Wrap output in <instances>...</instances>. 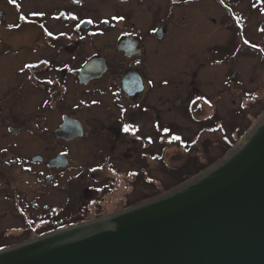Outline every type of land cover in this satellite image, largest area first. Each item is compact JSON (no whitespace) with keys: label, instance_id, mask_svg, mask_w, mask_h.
<instances>
[{"label":"rangeland","instance_id":"obj_1","mask_svg":"<svg viewBox=\"0 0 264 264\" xmlns=\"http://www.w3.org/2000/svg\"><path fill=\"white\" fill-rule=\"evenodd\" d=\"M144 7L147 11L141 14ZM88 10L94 17L102 16L114 23L116 17L122 21L118 25L124 27L131 26L132 19L140 26H146L153 20L149 11L154 10L156 22L166 14L175 32L180 35L186 33L187 40L180 36L175 45L171 43L168 51L163 52V64L168 67L171 78L170 108L166 113H160L159 119L160 122L169 121L171 134L184 142L200 139L194 145L195 148L169 144L164 150L156 141L150 147L152 152L144 151L148 146L142 143L115 144L108 150L105 146H95V138L55 147L58 140L54 127L50 131L44 126L35 125L18 138L26 156L24 177L21 174L22 167L14 162H18L14 158V150L11 148L8 153L12 161L7 169L10 171L8 179L12 184H5V195L0 194V247L21 243L28 240L29 236H38L29 228L30 233L17 236L22 232L23 217H28L32 212L31 206L40 211L56 207L64 211L63 215L73 213V217L80 216L81 210L89 204L93 211L97 207L101 208L99 215L90 210L89 217L77 220L81 222L115 213L164 194L177 187L184 176L192 174L193 168L203 166V172L231 149L223 150L219 145L222 131L208 133L212 125L221 123L227 127L232 119V124L239 121L249 128L264 112V0H147L134 6L119 0H92ZM125 15L130 20L123 22ZM211 41L217 44L215 48L209 45ZM212 50L216 63L204 59ZM195 61L203 64L201 95L191 105L189 102L193 97H186V103L182 104L178 94L184 91L181 80L186 76L187 85L190 84L196 70ZM232 73L237 74L234 80L231 79ZM27 117L34 119L33 115ZM141 123L144 125V134L154 130L152 120ZM225 129L231 138L228 127ZM96 133L100 134L101 131ZM10 138L12 143L14 139ZM3 140L0 137V144ZM100 148L104 149L98 150ZM64 150L66 152L62 153H67L72 160V169H77L78 163L90 162L87 167H92L97 175L84 180L76 178L73 171H68L59 183L47 184L45 177L50 174L49 170L45 169V165H35L31 158L37 155L50 158ZM102 160L111 165L105 167ZM188 161L189 167L183 169ZM20 164L24 165V161ZM111 167L122 175H115ZM84 169L87 170L86 167ZM107 185L112 187L110 194L102 189ZM40 186L42 188L39 190ZM15 188L21 190L25 203L17 198ZM90 201H93L92 205ZM36 227L33 225V229Z\"/></svg>","mask_w":264,"mask_h":264},{"label":"flooded vegetation","instance_id":"obj_2","mask_svg":"<svg viewBox=\"0 0 264 264\" xmlns=\"http://www.w3.org/2000/svg\"><path fill=\"white\" fill-rule=\"evenodd\" d=\"M33 1L14 0L9 3V0H0V137L5 139L0 144L2 195H5V184H12L8 179L10 171L7 169L12 162L8 153L11 148L14 150V158L18 160L14 162L22 167L21 174L24 177L26 156L18 138L35 125L49 130L54 127L56 136V131L66 121L73 123L71 120H78L82 124L85 132L83 137L66 140L56 136L58 142L54 144L55 147L93 138L96 140L95 146H105L108 150L115 144L142 143L148 146L144 151L152 152L150 147L156 141L165 145L170 136L171 123L165 120L160 122L159 114L166 113L170 108L171 78L162 56L171 43L175 45L180 40V36L186 39V33L180 35L174 31L166 14L156 22L154 10L149 11L153 20L146 26H140L132 19L133 24L124 27L118 25L122 21L116 17L114 21L117 24L102 16L94 17L88 10L92 0ZM119 1L132 3L133 6L140 5L141 1L147 2ZM146 11L144 7L141 14ZM89 20L92 23H87ZM128 20L125 15L123 22ZM117 28L121 30L117 31ZM209 45L212 48L217 46L212 41ZM212 52L204 59L216 63ZM90 62L93 64L87 68ZM198 62H194L196 70L190 84L187 85L186 76L181 80L184 91L178 94L182 104L186 103V97H193L189 102L191 105L201 95L203 64ZM84 70L92 74L82 79L80 76ZM27 115H33L34 119ZM151 120L154 130L144 134L141 122L149 123ZM126 126L127 132L124 131ZM88 128L94 130L89 131ZM97 131L101 133L97 134ZM10 137L14 139L12 143ZM66 150L54 157L43 156V162L35 163L45 165V169L49 170L50 174L45 177L47 184L59 183L68 171H73L76 178L84 180L97 175L92 167H87L90 162L78 163L77 169H72V160L67 153H62ZM62 154L67 157L68 165L51 168L49 162ZM22 161L24 165L20 164ZM110 165L107 162L104 164L105 167ZM111 169L115 175H122L114 167ZM102 189L110 194L112 187L107 185ZM15 190L17 198L25 203L21 190ZM31 207L32 212L28 217H23L22 232L17 236L24 234L27 223L36 224L43 216L47 219L54 216L57 223L71 220L56 207L44 211ZM81 212L80 216L71 217L85 218L88 214L87 205Z\"/></svg>","mask_w":264,"mask_h":264},{"label":"water","instance_id":"obj_3","mask_svg":"<svg viewBox=\"0 0 264 264\" xmlns=\"http://www.w3.org/2000/svg\"><path fill=\"white\" fill-rule=\"evenodd\" d=\"M71 122L58 138L84 136ZM0 264H264V112L207 170L126 209L3 247Z\"/></svg>","mask_w":264,"mask_h":264},{"label":"trees","instance_id":"obj_4","mask_svg":"<svg viewBox=\"0 0 264 264\" xmlns=\"http://www.w3.org/2000/svg\"><path fill=\"white\" fill-rule=\"evenodd\" d=\"M249 104V103H248ZM247 104V106H248ZM251 104V103H250ZM247 106H244L247 107ZM240 124V125H239ZM244 123H240L239 121H235V123H233L232 125V128H233V132L231 130H229V133L231 135V138L228 137L227 133H226V129L222 126H220V124H215V125H212L209 130L210 132H208L209 134H215V133H219L220 131L221 132V138L219 140V145L221 146V148H223V150L225 149H230L236 142L237 140L244 134V132H246V130L248 129L247 126H244L242 125ZM231 128V129H232ZM176 137V136H175ZM200 139L199 138H196L194 139L193 141L191 142H184L181 138H179L178 140H175V139H170V142L169 144L173 145V146H176V147H181V148H187L189 145L190 147H194V145H197L198 143V140ZM217 140V139H216ZM173 141V142H172ZM172 142V143H171ZM195 148V147H194ZM191 150V149H190ZM193 150V149H192ZM226 152V151H225ZM189 163L190 161H188L186 164L183 165V169H187L189 167ZM205 167V166H204ZM202 170H204L203 166L200 167V166H197L196 168H193V173L190 174V175H187V176H184L182 179H180L179 181V184H181L182 182L186 181L187 179L195 176L196 174H198L199 172H201ZM150 198V197H149ZM147 199V198H146ZM101 209V208H100ZM90 210L95 214V215H99L100 212L98 211V207L96 210H92L90 207H88V214L86 215V217H89L90 216ZM96 212H99V214H96ZM63 216H66V217H70L71 220H68L67 222L65 223H57L58 220H54V216H50L48 219L46 217H42V219L40 218L39 222L36 223V224H27V227H25V234H28L30 232H28V228L31 230V231H34L35 233H37L36 235H40V234H43L45 232H49L51 230H54V229H57L59 227H62L64 225H67V224H70V223H75L77 222V220H80V219H83L82 217L81 218H78V219H74L73 217H71L72 215L70 214H67V215H63ZM85 217V218H86ZM33 225H36L37 227L35 229H33ZM39 226V227H38ZM54 226V227H53ZM29 238H31V236H29ZM28 238V239H29Z\"/></svg>","mask_w":264,"mask_h":264},{"label":"snow or ice","instance_id":"obj_5","mask_svg":"<svg viewBox=\"0 0 264 264\" xmlns=\"http://www.w3.org/2000/svg\"><path fill=\"white\" fill-rule=\"evenodd\" d=\"M14 2V0H9V3H13ZM21 19H23L24 17H20ZM73 19H75L74 17H73ZM83 22V21H82ZM87 23H92V21H87ZM104 23H107V21H104ZM41 27H43V26H41ZM262 31H264V30H262ZM49 35H51L50 33H49ZM27 67H31V65H27ZM124 131L125 132H127L128 131V126H126L125 127V129H124ZM173 139H175V140H178L179 139V137H173ZM151 142V141H150Z\"/></svg>","mask_w":264,"mask_h":264}]
</instances>
